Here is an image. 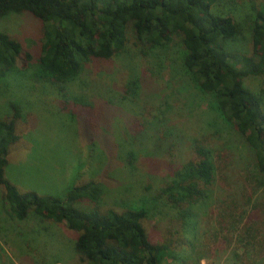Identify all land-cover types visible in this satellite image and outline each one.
Wrapping results in <instances>:
<instances>
[{
    "label": "rangeland",
    "instance_id": "obj_1",
    "mask_svg": "<svg viewBox=\"0 0 264 264\" xmlns=\"http://www.w3.org/2000/svg\"><path fill=\"white\" fill-rule=\"evenodd\" d=\"M0 32L32 56L20 61V72L0 77V120L13 115L12 105L20 112L4 169L18 192L63 199L72 187L93 181L101 188V211L148 206L171 170L196 159L192 149L200 144L212 150L216 166L209 203L197 205L185 226L164 207L145 223L153 242L176 249L162 264H264V175L244 138L181 68L178 39L165 52L142 55L129 46L109 60H91L59 92L33 71L43 23L28 13H7ZM239 39L240 51L251 54L248 33ZM132 78L139 84L134 98L125 92ZM244 85L264 97L262 79ZM129 152L132 167L126 166ZM78 234L32 211L17 220L0 186V264H91L75 250Z\"/></svg>",
    "mask_w": 264,
    "mask_h": 264
},
{
    "label": "trees",
    "instance_id": "obj_2",
    "mask_svg": "<svg viewBox=\"0 0 264 264\" xmlns=\"http://www.w3.org/2000/svg\"><path fill=\"white\" fill-rule=\"evenodd\" d=\"M7 13H28L43 23L41 54L33 71L59 92L91 60H109L129 46L142 55L165 52L178 39L175 52L181 68L202 94L211 97L221 119L244 138L256 170L264 175V97L244 85L249 78L264 81V0H0V19ZM245 33L253 48L249 55L236 45ZM31 59L20 41L0 32V77L20 72V61ZM137 82L132 78L127 83L130 98L136 96ZM12 108L13 115L0 120V186L17 220L32 211L65 224L79 233L75 250L91 264H162L176 256L171 243L151 240L145 223L150 213L164 207L174 210L185 226L192 214H198L197 205L207 199L209 203L216 179L210 148L195 144L196 159L171 170L148 206L101 211L96 206L101 188L93 181L72 187L61 199L20 193L4 177L9 148L18 139L20 112ZM134 160L129 152L126 166H134Z\"/></svg>",
    "mask_w": 264,
    "mask_h": 264
}]
</instances>
